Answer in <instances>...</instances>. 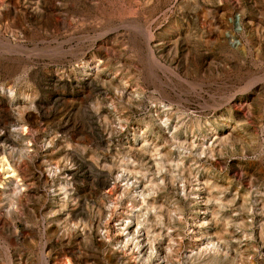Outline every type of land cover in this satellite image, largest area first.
Segmentation results:
<instances>
[{"label": "rangeland", "instance_id": "374dc122", "mask_svg": "<svg viewBox=\"0 0 264 264\" xmlns=\"http://www.w3.org/2000/svg\"><path fill=\"white\" fill-rule=\"evenodd\" d=\"M0 264H264V0H0Z\"/></svg>", "mask_w": 264, "mask_h": 264}, {"label": "bare ground", "instance_id": "6f19581e", "mask_svg": "<svg viewBox=\"0 0 264 264\" xmlns=\"http://www.w3.org/2000/svg\"><path fill=\"white\" fill-rule=\"evenodd\" d=\"M233 21V26H234V28H235V30H238V31H241V27L239 26V23H240V21H239V17L237 16L236 18L234 17V19L232 20ZM173 31H175L173 28H170V32H169V34H171ZM147 38H149V37H147ZM233 45H236L235 43L233 44ZM238 45V44H237ZM82 59H86L85 57H83ZM93 59H94V57H92V58H89V59H86L85 60V62H82V63H80V65H81V67L82 68H84V69H87V68H89V66H91L92 64H93ZM11 93V92H10ZM216 119V118H215ZM212 129V128H211ZM210 129V130H211ZM21 152V151H20ZM19 159V158H18ZM18 184V183H17ZM16 185V184H15ZM20 191V190H19ZM143 199V198H142ZM152 206H153V204H152ZM152 208V207H151ZM155 209V208H154ZM158 209V208H157ZM116 226V225H115ZM116 228V227H115ZM117 230V229H116ZM119 231V230H118ZM192 233H193V231H192ZM205 242V241H204ZM205 244H208V243H206L205 242ZM211 244V243H210ZM204 245V244H203ZM202 245V246H203ZM212 245V244H211ZM135 246H136V244H135ZM214 246V245H213ZM205 248H206V250L207 249H211V248H209V245H206L205 246ZM211 251V250H210Z\"/></svg>", "mask_w": 264, "mask_h": 264}, {"label": "built area", "instance_id": "2783aa9c", "mask_svg": "<svg viewBox=\"0 0 264 264\" xmlns=\"http://www.w3.org/2000/svg\"><path fill=\"white\" fill-rule=\"evenodd\" d=\"M236 18V17H235ZM234 19V17H232L231 19H230V21H231V23H232V25H233V20ZM233 28H234V26H233ZM235 32H237L238 30H235V28L233 29ZM227 38L229 39V42H230V44L231 45H233L234 43L235 44H237L238 43V40L235 38V37H231V35L230 36H227ZM235 38V39H234Z\"/></svg>", "mask_w": 264, "mask_h": 264}]
</instances>
